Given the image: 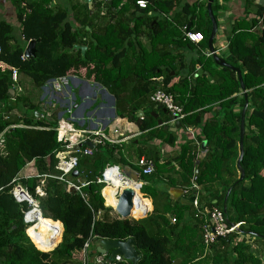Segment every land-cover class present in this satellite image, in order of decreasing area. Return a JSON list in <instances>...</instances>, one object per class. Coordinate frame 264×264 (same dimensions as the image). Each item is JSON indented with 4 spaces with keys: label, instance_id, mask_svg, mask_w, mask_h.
Masks as SVG:
<instances>
[{
    "label": "trees",
    "instance_id": "16d2710c",
    "mask_svg": "<svg viewBox=\"0 0 264 264\" xmlns=\"http://www.w3.org/2000/svg\"><path fill=\"white\" fill-rule=\"evenodd\" d=\"M20 1L24 0L18 1L22 44L12 42V26L0 19V62L7 67L0 70V134L4 140L0 148V264H73L75 261L80 264L83 245L90 236H93L90 247L103 238H133L140 255L137 264H264V7L255 5L253 18L233 23L228 55L224 58L240 69L248 100L240 162L244 178L237 182L239 123L244 97L236 73L216 65L212 56L204 54L190 61L191 74H182L175 67L182 55L173 49L193 48L183 30L201 32L203 40L198 45L207 46L211 31L207 0L192 6L185 0H146L144 15L153 10L170 17L157 14L127 19L123 18L127 4L137 6L136 0H111L105 3L108 9L105 19L108 22L112 10H117L114 14L118 15L119 29L107 23L103 34L94 35L90 43L80 42L84 36L72 29L67 11L54 10L51 0H26L27 13L20 9ZM93 5L100 6L99 2ZM81 7L80 21L91 23L93 16ZM177 7L179 10L174 12ZM211 8L216 18L215 13L221 9L218 0L213 1ZM179 16L187 20L180 22ZM139 28L145 30L147 45L125 36L138 33ZM107 30L116 31L118 40L108 42L104 37ZM31 39L38 40L36 53L26 58L24 45ZM78 44L86 49L75 51L73 47ZM196 65L209 76L204 72L194 76ZM182 67L187 68L181 64ZM80 68L87 77L93 76L111 89L117 116L135 122L143 140L160 139L169 146L177 144L178 150L172 157L165 158L154 147L141 156L153 160L154 173L162 176V181L170 186L186 187L188 195L196 193L201 214L196 217L193 204L172 200L167 193L157 190L153 196L143 194L149 200L138 192L135 219L119 218L106 197L108 187L97 184L95 178L107 166L130 164L123 156V144L96 145L92 155L79 156L77 170L89 181L82 188L84 198L67 189L64 182L50 177L60 173L55 168V154L62 149L55 130V113L37 117V112L42 113L39 105L19 96L10 102L11 72L16 69L29 77L35 87H42L49 80ZM177 75L178 80L171 83ZM159 76L163 79L156 83ZM156 89L173 95L184 113L180 130L194 131V138L176 143L179 130L172 132L158 126L154 107L153 112L138 116L143 103L155 104L149 95ZM123 101L128 106L122 107ZM19 103L26 106L27 113L22 117L7 116ZM163 120L167 121V117ZM12 124L16 126L11 127ZM203 142L204 155L199 158L197 154ZM30 161L34 162L37 175L20 177V171ZM145 177L142 176L143 180ZM18 185L37 202L44 224L55 230L56 239L50 247L40 246L38 239L26 232L28 224L23 216L31 205L27 201L18 202L13 196V189ZM39 185L45 193L43 196L35 192ZM228 188L231 189L224 216L229 222L241 224L237 232L206 247L201 225L212 207L222 209ZM137 211L144 216H135ZM247 239L259 244L258 252ZM118 264L130 263L123 259Z\"/></svg>",
    "mask_w": 264,
    "mask_h": 264
},
{
    "label": "crops",
    "instance_id": "0c3cea01",
    "mask_svg": "<svg viewBox=\"0 0 264 264\" xmlns=\"http://www.w3.org/2000/svg\"><path fill=\"white\" fill-rule=\"evenodd\" d=\"M18 1L19 0H0V19L9 23L12 26V42L22 44L23 40L21 36V23L18 18V13H19ZM108 1H106L105 3H108ZM21 2L22 1H20V9H21ZM93 2H99V1L91 0V3H89L91 6H88L89 4L87 5L84 0H51L50 6L54 10H66L68 15V20L73 27L72 29L74 31H77L80 35L84 36L83 38L80 39V42H84L82 40H87L86 42L90 43L94 39L93 37L94 35L103 34V30L107 25V23H112L114 24L115 28L119 29V26L117 24L118 15H116L117 10H112V14L109 16V21L107 22L105 19L106 17L105 14L108 13V9L106 8L105 3L99 2L100 6L98 7V6H94ZM184 2L192 6L195 3L201 4L204 2V0H185ZM218 5L221 6V9L218 11L219 20H221V25L218 24L219 21L216 19L217 32L213 41V46L214 49H219L221 46L227 45L225 48L218 51V55L221 56L222 58H225L226 55H228V44H229L228 38L233 23L236 20H240L242 18H246V19L253 18L255 16V11H256L255 5L264 7V0H253L252 3L250 2L247 3V0H227V1L218 0ZM81 6H83L85 9L89 11V15L93 16V20L91 23L87 24L86 21L85 22L80 21V19H82L83 17V9ZM142 9L143 8H139L138 6H135L134 3H129V5L127 4V9L124 11L125 13L123 18L127 19V17L130 18L131 16L150 17L154 15L156 16L157 14L160 15L161 17L166 16L164 13L153 10L147 11L146 14L144 15ZM178 10L179 8L177 7L176 9H174V12ZM166 17L169 18L170 15H167ZM185 20H187L185 16H179L180 22H183ZM130 26H132V21H130ZM227 30L229 33L227 32ZM116 35H117L116 31L107 30L104 37L108 42H113L118 40ZM125 36L130 41L132 40L133 42H135L134 40L136 39V40H140L142 44L147 45L148 39L146 37L145 30L143 28L142 29L139 28V32L136 34L132 33L129 36H127L126 34ZM26 45L27 42L24 45V49ZM191 46H193L196 52L202 55L203 54L206 55V52L208 51L207 46L204 47L194 43L191 44ZM81 48L84 51L86 49V46L78 44L73 47L75 51ZM168 48L173 49L174 47L169 46ZM193 48L184 46L183 48H179L180 50L179 49L175 50V48L173 49L174 51L178 52V54L182 55L181 59L176 60L175 67L178 72L180 71L182 74L188 72V74H191L192 65L190 64V61L197 58L198 56L193 54L192 52ZM181 64L182 66L187 68L186 69L184 68L183 70V67L180 68ZM5 68H7L6 65L0 62V70H4ZM198 69H202V67L196 65V73L194 74V76L197 75ZM203 72L207 76H209V73L207 71H203L202 69L201 73ZM170 74L173 75L174 71H171ZM67 77H69L68 86L63 88L62 91L56 92L52 89V86L48 83H46L42 87H35L29 77H27L23 73L18 72L16 77L17 79L16 84L11 76L12 80H11L10 89H12L13 95H8L9 101L14 102L15 99L19 96L27 99L28 102L31 104L39 105L40 111L46 116H48V113L54 112L55 115L60 113L59 115H57V117L60 116L61 118H67V114L65 113V111L70 106L69 98L70 95H72L75 99L72 108L73 114L78 119L81 120L80 123H82L85 127L97 128L102 126L105 127L106 131H111L113 128L116 127L120 132H122L125 135L137 134L134 137L127 140L126 142L121 143L123 144L122 147L123 156L130 163L124 165H127L132 169H134V166H137V160L139 158L138 156L144 154L142 152V154L138 155V152H140V147L138 145L139 142L141 141L140 139L142 132L138 129L137 124L133 121L128 120L127 118H122L117 116L115 111L116 109L115 98L112 94L111 89H108L107 87L101 85V83L94 80L93 76L87 77L84 69L80 68L79 70L78 69L74 70L73 73L67 74ZM178 78H179L178 75L175 76L172 79L171 83L176 82ZM162 79L163 77L159 76L156 78L155 81L156 83L161 82ZM23 90H25L27 93H30L33 97L28 96V94H24V93L20 94L21 92H23ZM122 90L124 91L123 88ZM96 92L99 93L98 96H96ZM106 97H110V98L107 99ZM123 105L124 107L128 106V102L123 101L121 106L123 107ZM159 106L160 105L157 104L151 106L149 102L143 103L142 109L140 110L142 111V113L138 114V116L139 115L142 116L144 112H148V111L153 112L152 107H154L157 110V112L155 113L157 114V118H161L163 120V118L166 115L162 112L161 109L158 108ZM26 110H27L26 106H23L22 103H19L18 108L12 110L10 113L7 114V116L22 117L24 114L27 113ZM36 116L39 117L40 114L38 113L37 115L36 113ZM164 122L169 127H173L175 123L170 121L168 118L167 121ZM13 125L15 124H12L10 126ZM180 129L181 128L178 129L179 132L177 134L176 143L183 142L184 140H187V138L188 139L194 138L195 135L194 131H191L193 133L192 136L187 130H180ZM148 143L151 145V147L156 148L159 154H161L165 158L174 156V154L178 150L177 144L175 146H169L166 143H163L160 139H153ZM204 145L205 143L203 142L201 147L202 149L198 150L197 156L199 158H201L204 155V151H203ZM36 175H37V169L33 161L27 163L19 173V176L24 178L30 176H36ZM161 177L162 176H160L159 179ZM160 183L169 185L168 183H165L161 179H160ZM179 188H183L185 190L186 187L179 186ZM183 196L187 197L189 195L185 193L183 194ZM143 199H148V198H143ZM137 204H138L137 206L138 209L139 207L138 198H137ZM90 250H91L90 252L94 254L93 251L95 250V245H93V247H91Z\"/></svg>",
    "mask_w": 264,
    "mask_h": 264
},
{
    "label": "built area",
    "instance_id": "2783aa9c",
    "mask_svg": "<svg viewBox=\"0 0 264 264\" xmlns=\"http://www.w3.org/2000/svg\"><path fill=\"white\" fill-rule=\"evenodd\" d=\"M96 1L105 3L108 0H96ZM26 4H27V1L21 2V8L25 11L24 13H27L29 11V8L26 6ZM135 4L139 8H145L148 3L146 0H136ZM183 35L185 36L187 40H189L190 42L194 44H198L199 42L203 40V35L199 31L183 30ZM226 46L227 45L221 46L219 49H214V51L218 54V51L225 48ZM206 56H212V55L209 51H207ZM17 74H18V70L13 69L11 72V76L15 82L17 80L16 79ZM68 82H69V77L61 76L58 78L51 79L47 83L52 86V89L54 91L60 92L63 90V88L68 86ZM69 99H70V106L65 111V113L67 114V118H61L60 116H58L56 119L57 123L55 127V130L57 131V139L61 143V146H62V149L56 152L55 154V158H56L55 168L60 173L58 174V176H50V177L57 178L59 181L64 182L66 184L67 189L77 192L84 198L86 195L83 192L82 188L89 184V181L86 179V177L83 181H81L79 179L69 180L67 179V176L71 173V171L77 169L79 156L92 155L93 148L86 146L85 143L90 142L93 144L94 147L96 145H104L107 143L119 145L123 142H126L127 140H129L130 138L134 137L137 134L125 135L122 132H120L118 128L116 127L113 128L111 131H106L105 127H102V126L97 127V128L85 127L82 123H80L81 120L78 119L73 114L72 108H73L74 101H75L74 97L70 95ZM149 100L165 108L166 111L173 116L174 120H172V122L179 121L181 123V120L184 117V113L182 111V107L178 105L177 103H175V100L172 94L164 92L161 89H156L149 95ZM40 116L45 117V114L40 113ZM48 116H50V113H48ZM17 126L26 127L24 125H17ZM186 130L193 136V133L191 132V130H188V129ZM3 143H4V140L2 137V133H1L0 134V148H3ZM137 166L140 169L139 172L136 171L138 175V181L137 182L132 181L133 186H128V187H131L135 193L136 191H138L141 197L144 198L140 192L144 184V180L142 176H148V175L153 174L155 172V167H154L153 160L146 156H140L138 158ZM114 174L118 176L120 175V177L122 178L124 182L131 181L128 177H126L120 172L119 167L117 165H113V166H107L106 168H104L101 174L99 176H96L95 182L97 184H102L105 187L106 185L111 184L112 182L111 175H114ZM42 183L43 181L41 180V185ZM41 185L37 186L35 190L36 194H38L39 196H43L45 194L44 191L42 190ZM18 187L20 186L19 185L16 186L13 189L12 193L18 202H22L24 200L19 199L15 194V191ZM103 188L101 189L102 197H103V194H102ZM122 189L123 188L121 187L116 188V191L114 194L115 198ZM185 193H186V190H184V194ZM27 195L29 196V199H27L26 201L31 205V207L38 208L37 202L34 199H32V197L28 193ZM193 206L196 207L197 211H196L195 216L197 217L199 214H201L199 209H197V195L193 201ZM27 212L28 211L24 213L23 219L26 216ZM147 212L148 210L146 211V213ZM206 215H207L206 219L204 220V223L201 225L202 232H203V235H202L203 243L206 247L214 243L219 238H224L231 233L237 232L241 224L240 222H237L231 225L230 222L224 216L223 210L219 207H212V209ZM174 220L175 219L172 218L173 222ZM24 222L28 225L31 223V222H27V220H24ZM92 237L93 236H90L83 245L82 259L80 261V264H118V262L123 260L121 256L116 255L113 258V260L108 262L106 260L107 256L104 254L94 253L90 255L89 253L91 249L90 241H92L91 240Z\"/></svg>",
    "mask_w": 264,
    "mask_h": 264
},
{
    "label": "water",
    "instance_id": "95a60500",
    "mask_svg": "<svg viewBox=\"0 0 264 264\" xmlns=\"http://www.w3.org/2000/svg\"><path fill=\"white\" fill-rule=\"evenodd\" d=\"M85 3L88 5L89 3H91V0H84ZM214 0H207V14L208 17L211 21V31L209 34V37L207 39V47H208V51L211 53L212 55V59L214 61V63L218 66L221 67H226L228 69H230L231 71L235 72L237 75V79L239 81L240 84V89H241V93L243 94L244 97V104L240 113V123H239V156L236 160V167L237 170L239 172V178L237 180L241 181L244 178V169L242 168L240 162L241 159L243 157V136H244V120H245V112L248 106V100H247V93L245 90V86L243 84V80H242V75H241V71L238 67L233 66L229 63L226 62V60L224 58H222L221 56H219L215 51H214V46H213V41L217 32V20L213 15L212 12V3ZM108 3H110V0L108 1ZM88 6H91L90 4ZM38 40L35 39H31L27 42V45L24 49L23 52V56L26 58H30L33 57L36 53V48H35V44ZM202 69H198L197 70V74H201ZM8 95H13V91L12 89H9L8 91ZM159 109L162 110V112L166 115V117L172 121L174 120L173 116L171 114H169L165 108H163L162 106L158 107ZM39 112H37L38 115ZM142 111H139V114H141ZM155 118H157V114L154 115ZM157 125L158 126H162L163 129H168L172 132H176L179 128H181V123L179 121H175L174 126L173 127H169L167 126V124L161 119V118H157ZM86 146L90 147V148H94L93 144L90 142H86L85 143ZM119 167L120 172L125 175L126 177H128L131 181L133 182H137L138 181V175L136 173V170L132 169L131 167L124 165V164H118L117 165ZM197 174V170L194 171V175ZM67 179L69 180H75V179H79L81 181H83L85 179V177L77 170H73L71 171V173L67 176ZM195 179V177H194ZM145 184V182H144ZM143 184V186H144ZM161 184V186H160ZM157 190L165 192L169 195L170 199L172 200H179V202H183L186 204H193L194 199L196 198V193H192L189 196H183L184 194V189L183 188H179V187H174V186H169L167 184H162V183H158ZM231 188H228L224 199H223V207L222 210L223 212H226V201H227V197H228V193L230 192ZM135 197V192L131 187H124L116 196V205L112 206L113 211L116 213V215L121 218V219H131L134 218L133 216H131V211L132 208L134 206V199ZM39 213L40 210L38 208H36ZM41 214V213H40ZM135 219V218H134ZM24 220H26V218L24 217ZM231 225L234 224V222H230ZM29 226V225H28ZM256 236H258V234H254ZM94 253H100V254H104L106 255V260L109 262L111 260H113V258L118 255L121 256L124 260L128 261L130 264H137V261L140 258L139 252L138 250L135 248L134 245V240L133 238L129 237L125 240H111V239H100L96 242L95 245V250L93 251Z\"/></svg>",
    "mask_w": 264,
    "mask_h": 264
},
{
    "label": "bare ground",
    "instance_id": "6f19581e",
    "mask_svg": "<svg viewBox=\"0 0 264 264\" xmlns=\"http://www.w3.org/2000/svg\"><path fill=\"white\" fill-rule=\"evenodd\" d=\"M111 184L106 185L105 187H108V192L106 193V197L109 199V202L111 206L116 205V198L114 197L115 191L117 187H127V186H133L132 181L124 182L120 175H111ZM16 196L19 199H22L26 201L29 199V196L27 193L21 188L18 187L15 191ZM137 195L138 191L135 193V197L133 199L134 206L131 211V216H133L134 211L137 209ZM41 213V212H40ZM39 213V211L36 208L31 207L27 214H26V220L27 222H31L29 226L26 229V232L29 233V235H33L34 238L36 237L39 241V245L42 247H50L53 243V241L56 239V232L54 229L50 227V229L42 222V215Z\"/></svg>",
    "mask_w": 264,
    "mask_h": 264
},
{
    "label": "rangeland",
    "instance_id": "374dc122",
    "mask_svg": "<svg viewBox=\"0 0 264 264\" xmlns=\"http://www.w3.org/2000/svg\"><path fill=\"white\" fill-rule=\"evenodd\" d=\"M227 1V0H226ZM216 14V19L219 21L218 22V24L219 25H221V20H219V15H218V12H216L215 13ZM227 32H228V30H227ZM229 33V32H228ZM192 52H193V54H195V55H202V54H200V53H198V52H196L195 51V49L193 48L192 49ZM221 55H223V54H221ZM221 67V66H220ZM214 68H216V70H218L219 69V67H217L216 65L214 66ZM17 83V81L15 82V84ZM22 93H24V94H28V96H32L30 93H27L25 90H23V92H21L20 94H22ZM98 92H96V96H98ZM33 97V96H32ZM35 97H36V94H35ZM107 99H109L110 97H106ZM60 114V113H59ZM59 114H56L55 115V119H57V115H59ZM54 117V116H53ZM141 141L139 142V147H140V151L141 152H143L144 154H147L148 152H149V148L151 147V145L148 143V141H146L145 139L143 140V138H141L140 139ZM134 169L135 170H137L138 172L140 171V169L138 168V166H134ZM144 182H145V184H144V186L142 187V189H141V194L143 195V194H146V195H149V196H153V195H155V193H156V191H157V189H156V187H157V184L158 183H160V179H159V175H157L156 173H153V174H151V175H148V176H146L145 178H144ZM141 213H143V212H141ZM135 216H139L140 218L142 217V216H144V214H140V212L139 211H137L136 213H135ZM171 221H172V219H171ZM173 222V221H172ZM43 223V222H42ZM240 239H241V237H239ZM251 246H252V248H253V250L255 251V252H258L259 251V249H260V246H259V244L258 243H255V242H253L252 241V239H247L246 240ZM39 242V241H38ZM264 260V259H263ZM73 264H79L77 261H75Z\"/></svg>",
    "mask_w": 264,
    "mask_h": 264
}]
</instances>
